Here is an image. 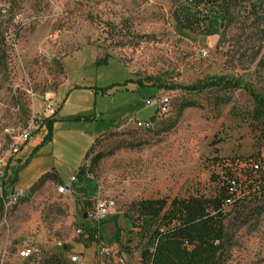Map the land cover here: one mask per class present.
I'll use <instances>...</instances> for the list:
<instances>
[{"label": "rangeland", "instance_id": "374dc122", "mask_svg": "<svg viewBox=\"0 0 264 264\" xmlns=\"http://www.w3.org/2000/svg\"><path fill=\"white\" fill-rule=\"evenodd\" d=\"M184 2L0 0L8 30L6 69H0V264L62 252L92 264L99 245L77 232L105 199L116 203L122 235L121 244H110L115 228L108 221L103 241L120 264H136L147 241L124 216L131 204L212 196L211 177L223 174L216 159L239 171L264 153L256 146L250 95L264 97V0H241L231 23L206 38L176 22ZM218 78L247 90L168 89ZM49 99L57 110L52 140L2 199L4 176L47 135ZM98 154L104 157L90 176L91 193H80V184L70 195L58 194ZM45 172L44 183L32 189ZM225 264H264V212L236 230Z\"/></svg>", "mask_w": 264, "mask_h": 264}, {"label": "trees", "instance_id": "16d2710c", "mask_svg": "<svg viewBox=\"0 0 264 264\" xmlns=\"http://www.w3.org/2000/svg\"><path fill=\"white\" fill-rule=\"evenodd\" d=\"M240 2L241 0H185L178 6L174 16L182 29L199 32L206 38L217 35L223 27L231 23L232 12ZM5 28L0 22V69L3 70L6 69L7 61L8 30ZM134 84L148 87L141 81H136ZM157 89H166V87L159 86ZM168 89H180L189 93H201L206 90H247L239 82L224 78ZM250 95L256 103L251 115L258 128V136L255 137L256 146L262 150L264 149V97L254 93ZM56 122L54 117L44 121L47 135L42 143L32 151L20 167L13 169L10 175L4 176L1 184L2 199L9 196L10 188L15 187L18 182L19 173L27 167L39 149L51 142ZM103 157L104 155L98 154L92 159L90 168L82 167L77 173L76 186L82 184L80 193H91L93 181L90 176ZM216 162L223 174L212 175L211 182L216 184L212 196L146 199L130 205L124 216L132 232L137 231L140 242L147 241L140 258L142 264H225L232 247L233 234L239 227L258 218L264 212V153L253 155L245 169L239 171L225 165L222 160L216 159ZM45 177L46 175L32 189L42 185ZM227 208L230 210L227 211ZM1 211L0 208V213ZM108 221L112 222L115 228L109 243L121 244L122 229L118 227V217L111 216ZM108 221L99 225L92 223L85 225L82 228L83 236H87L85 239L89 243H95L94 237L99 234L103 241V233ZM83 236L81 237L84 238ZM60 250L62 252L64 248ZM36 256L41 257V264H68L64 252L44 257L36 253L33 257Z\"/></svg>", "mask_w": 264, "mask_h": 264}, {"label": "built area", "instance_id": "2783aa9c", "mask_svg": "<svg viewBox=\"0 0 264 264\" xmlns=\"http://www.w3.org/2000/svg\"><path fill=\"white\" fill-rule=\"evenodd\" d=\"M49 103L47 107L44 109V115L47 119L53 118L56 115L57 110L53 109L54 102L52 99L48 100ZM152 101L148 100L147 105L151 106ZM29 139L28 135L24 137V144ZM19 151V148L15 150V153ZM78 182V177L74 175L70 180L65 182L64 184L60 185L57 189L58 194L60 195H70L75 191L76 184ZM23 193H18L14 195L13 201L17 202L23 197ZM116 203L112 199H105V200H97L94 203V211L93 214L90 216L91 223L94 225H99L102 222L108 221L111 216L116 215ZM78 235L83 236L84 231L82 229L78 230ZM86 238L87 236H83ZM95 243L99 245L97 256L98 258L92 264H120L122 260L116 261L115 254L111 246H108L101 240L99 234L95 235L94 237ZM35 255V254H34ZM28 258L26 264H41V257H33ZM31 257V256H30ZM68 264H86L78 255H71L68 258ZM136 264H142L139 260Z\"/></svg>", "mask_w": 264, "mask_h": 264}, {"label": "crops", "instance_id": "0c3cea01", "mask_svg": "<svg viewBox=\"0 0 264 264\" xmlns=\"http://www.w3.org/2000/svg\"><path fill=\"white\" fill-rule=\"evenodd\" d=\"M41 143H42V142L36 143V145L34 146V148L32 149V151H33L36 147H38ZM32 151H31V153H32ZM31 153H30V154H31ZM29 156H30V155H29ZM25 169H26V168H25ZM25 169H23V170L19 173L18 180L20 179V176H21L22 172H23ZM47 172H48V170H47ZM47 172H45V174L41 175V176L38 178L37 182H38V181H39L44 175H46Z\"/></svg>", "mask_w": 264, "mask_h": 264}, {"label": "water", "instance_id": "95a60500", "mask_svg": "<svg viewBox=\"0 0 264 264\" xmlns=\"http://www.w3.org/2000/svg\"><path fill=\"white\" fill-rule=\"evenodd\" d=\"M13 192L14 190L12 191V195H13ZM84 219H87V215H84ZM63 248H64V251L66 252L69 250L68 246H64Z\"/></svg>", "mask_w": 264, "mask_h": 264}]
</instances>
